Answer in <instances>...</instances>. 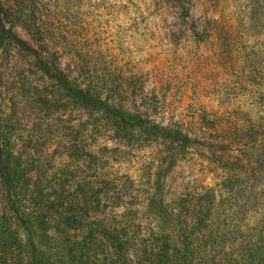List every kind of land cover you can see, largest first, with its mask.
Returning a JSON list of instances; mask_svg holds the SVG:
<instances>
[{
	"label": "rangeland",
	"instance_id": "rangeland-1",
	"mask_svg": "<svg viewBox=\"0 0 264 264\" xmlns=\"http://www.w3.org/2000/svg\"><path fill=\"white\" fill-rule=\"evenodd\" d=\"M0 2L5 27L64 71L71 70L80 83H102L104 96L125 95L131 108L182 121L193 134L211 132L217 139L227 136L232 118H240L247 129V121L264 115L263 27L250 19L258 15L262 20L258 9L264 0H189L187 15L172 0ZM120 87L128 94L118 92ZM86 118L27 49L3 42L1 138L17 149L27 177L64 176L72 193L83 189L92 211L109 212L113 220L124 215L132 228L139 220L143 230L152 217L151 194L169 202L181 193L217 187L220 204L231 195L225 182L233 169L224 164L239 150L215 151L193 142L187 156L171 164L172 149L162 139L133 142L132 151L104 137L85 143L80 130ZM73 121L78 133L72 132ZM152 178L159 179L156 190L149 186ZM121 181L129 183L127 188ZM255 190L254 208L264 214V183L256 182ZM263 227L264 215L258 229ZM20 237L0 183V264H23Z\"/></svg>",
	"mask_w": 264,
	"mask_h": 264
},
{
	"label": "trees",
	"instance_id": "trees-1",
	"mask_svg": "<svg viewBox=\"0 0 264 264\" xmlns=\"http://www.w3.org/2000/svg\"><path fill=\"white\" fill-rule=\"evenodd\" d=\"M172 1L188 14L189 0ZM259 8L262 20L258 15L250 19L262 24L264 36V7ZM185 30L190 29L186 26ZM6 39L27 49L39 70L54 79L73 104L87 113L80 130L85 143L104 137L132 151L133 142L162 139L172 149L171 164L187 156L193 142L215 151H240L224 164L233 169L225 182L231 195L221 200L224 204L216 202L220 196L217 187L205 188L202 193H181L169 202L151 194L148 211H152V217L143 230L137 214L133 217L137 224L132 228L124 215L113 220L109 212L92 211L83 189L72 193L64 176L27 177L17 149L3 144L0 130V183L7 206L21 228L23 264H264V227L258 229L264 214L254 208L258 202L255 184L264 183V115L247 121L248 134L238 117L232 118L227 136L221 139L211 132L193 134L182 121H166L164 116L127 106L125 95L104 96L102 83L84 85L71 77V70L64 71L43 50L5 27L0 2V46ZM260 61L264 81V56ZM255 68L251 70L256 72ZM118 92L128 94L123 87ZM75 122L71 123L72 132L78 133ZM72 141L73 145L78 142L77 138ZM102 173L106 181L109 170L105 168ZM152 179L154 183L149 186L156 190L159 179ZM238 181L237 192H232ZM127 184L121 181L120 186L127 188ZM226 215L232 217L227 220ZM251 218L255 223L249 222ZM130 221L133 223L132 215Z\"/></svg>",
	"mask_w": 264,
	"mask_h": 264
}]
</instances>
